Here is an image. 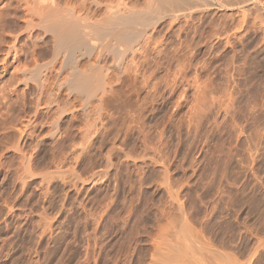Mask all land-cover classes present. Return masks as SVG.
I'll list each match as a JSON object with an SVG mask.
<instances>
[{"label":"rangeland","instance_id":"374dc122","mask_svg":"<svg viewBox=\"0 0 264 264\" xmlns=\"http://www.w3.org/2000/svg\"><path fill=\"white\" fill-rule=\"evenodd\" d=\"M28 1L31 30L2 33L5 44L18 34L17 58L3 63L0 48V264H161L162 246L183 243L182 233L186 245L197 239L193 264L258 263L264 18L163 16L129 48L91 28L143 0ZM47 7L88 32L90 57L77 53L76 68L92 63L102 84L87 105L59 85L69 74L61 59L50 63ZM23 56L46 68L38 84L21 83Z\"/></svg>","mask_w":264,"mask_h":264},{"label":"bare ground","instance_id":"6f19581e","mask_svg":"<svg viewBox=\"0 0 264 264\" xmlns=\"http://www.w3.org/2000/svg\"><path fill=\"white\" fill-rule=\"evenodd\" d=\"M42 1L43 3H45V1H49V5H54L56 3L55 0H54L55 2L53 0H42ZM2 2H4L3 5H1ZM92 2L94 3V5H99L98 0H92ZM263 2L264 0L262 1L260 0H143L144 6L142 8L140 7V9H131V8H128V7L126 8L123 6L122 10L117 9V11L114 13L108 11L110 12L109 14L111 15L106 20H104L103 22L96 23L93 25V27L91 26L92 28L91 27L90 28L91 30L93 29V35L95 37H98L99 39L111 37V39H113L114 41L122 42L130 48V46L133 45V43H135L138 40V38L141 37L144 31L148 29L149 27L153 26L155 22L160 19V17H163V16H169L173 18L178 17V16L185 17V16H189V14L195 11L213 9V10L223 11V13L229 12L230 16H232L231 14H236L237 17L241 18V20L245 19L246 17H248V15H251V14L255 15L254 16L255 18L262 20L264 18V3ZM29 3L30 2L28 0H0V48H2L3 44H5L4 43L5 37H3L2 35L3 30L10 31L11 28L14 27V24L17 25V27L19 28V30L17 31H20L21 34H24V33L27 34L31 30L30 27L32 25H31L30 15L32 11H31V8L28 6ZM52 9L53 8L47 7L45 8V11L43 8L42 10L44 11L42 12L43 14L39 12L41 28L44 29L45 31L50 32L55 38L54 47L51 50L53 56L51 55L52 59L50 63L51 64L52 62L54 63L56 59L57 60H59V58L61 59L59 60V63L61 61L60 65L62 64L61 66L62 69H66V71L68 70L69 74L67 75L66 78H64V80L59 85H64L65 87L68 88V90L71 93H75L81 96L85 100V103L87 105V103L91 99H93L92 97L94 96L92 95H95L94 93L101 87V84H102L101 72L99 68L96 66H93L92 63H89L90 66L85 71L84 70L80 71L79 69L76 68L77 58L75 57H77L76 56L77 53L80 56L85 55L87 58L90 57V53H91L90 52L91 50L87 51L89 50V48L86 47L90 42H87V45H86V41H84L85 38H87L86 36H84L86 32H83V35L80 34V31L82 30L80 29V25H78V23H80L82 20L79 19L81 21L78 22L79 21L78 19L77 21L73 18L62 16L60 13L53 11ZM9 12H12L13 16L8 17ZM137 27L139 28V30H141L139 33H138L139 30H137L138 29ZM12 33H10L12 35L10 34L6 35V37L8 39L10 38L9 40H11L9 43L5 44L6 48L5 47L4 48L6 50L2 51L3 49H1V51L4 52L3 54L4 58L2 60L3 63L6 60H8L9 57L11 56H16L17 58L16 40H17L18 34H15L14 32ZM83 46L86 47V49ZM80 48H83L82 50L85 49L84 51L86 53L82 51ZM81 51L84 53H80ZM23 54L25 56L24 52ZM24 56L23 58L21 57L22 59H20V63H19L20 65L18 66L16 70L17 73H19L18 75H20L21 83L24 85H27L29 80H32L36 83L39 82V78L43 70L46 68H44L43 66H37L35 67V69L29 68L27 65L28 64L27 59H25ZM19 58L20 57H18V59ZM58 118L55 119L50 124V128H51L50 130H52L50 133L52 135L54 133V130L57 129L58 127L57 125ZM183 227H186V225ZM181 228L182 227H180L181 232L182 231L186 232L188 230L186 229L187 227L185 228L186 231ZM188 233L190 234V231H188ZM182 234L184 235L183 236L184 238H185V235H186V238H188L187 233L186 234L182 233ZM186 238H185V241L190 239V237L188 239ZM191 240H190V243L187 245L185 244L187 242H185L184 239L183 241L180 240L181 242H183L181 244L179 243L176 244L177 241L176 243L173 242L174 244L173 243L170 244L168 242L169 245L167 246L163 244L164 246L162 247L163 248L166 247L165 248L166 250L164 249L163 251L162 249L160 253H158L160 250L159 248V250L157 249L158 251L155 250V252L158 253L159 257L160 255L161 257L165 256L163 259H166L167 261L162 260L161 257L160 258L156 257V258H159V260L161 259L164 263L166 262L165 264L167 263L168 264H193V261H194L193 259H195L194 253L196 254V250H195L196 248H194L195 245L191 246L193 245L191 244L193 242ZM198 248H201V247H198ZM206 248L204 250H206ZM255 253H257V251ZM255 253L254 255L252 254V256H256V261L258 262L256 264H264V254L262 256L261 255L258 256ZM214 254L212 255V258L210 257L211 260H214V259L219 260V258H217L219 256L218 253H216L218 256ZM155 255L153 257H155ZM170 255H172L171 260H170ZM213 256H216V257L214 258ZM154 260L156 259L154 258ZM226 260L228 261V264H237L235 263L236 259L233 257V255H231L230 257L228 256ZM162 261H159V262H162ZM168 261H171V262L169 263ZM152 262H155V261H152ZM163 262L161 264H163Z\"/></svg>","mask_w":264,"mask_h":264}]
</instances>
